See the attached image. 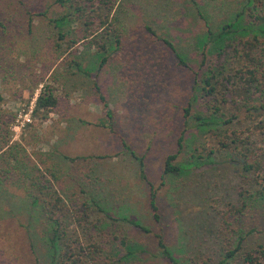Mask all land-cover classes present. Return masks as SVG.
<instances>
[{"label": "rangeland", "instance_id": "1", "mask_svg": "<svg viewBox=\"0 0 264 264\" xmlns=\"http://www.w3.org/2000/svg\"><path fill=\"white\" fill-rule=\"evenodd\" d=\"M61 5L57 0H0V111L15 117L11 139L22 145L16 151L28 162L25 171L34 177L36 165L50 179L55 174L58 192L69 204L95 200L113 217L135 219L151 229L145 233L120 222L128 238L144 248L130 264H168L155 233L179 264L191 258L218 263L223 220L242 206L241 167L225 153L218 154L217 166L192 164L181 176H165L164 166L168 155L179 151L182 133L185 149L177 163L187 164L196 146L211 143L185 118L195 75L207 66L200 68L203 57H213L210 43L203 55L199 38L208 24L217 32L244 14V0H120L115 13L123 42L103 67L87 43L73 50L66 42L58 46L50 19L70 12ZM163 40L184 56L185 66ZM44 86L55 89L60 106L34 116ZM190 110L194 115L201 108L193 102ZM124 144L144 159L147 181ZM151 184L160 222L150 208ZM31 189L36 191L35 185ZM229 221L238 231L234 241L243 236L246 246L264 243V206H252ZM46 222L23 180L10 179L0 194V264H49L52 232Z\"/></svg>", "mask_w": 264, "mask_h": 264}, {"label": "trees", "instance_id": "2", "mask_svg": "<svg viewBox=\"0 0 264 264\" xmlns=\"http://www.w3.org/2000/svg\"><path fill=\"white\" fill-rule=\"evenodd\" d=\"M119 1L57 0V3L64 7L68 5L70 9L69 13L50 19L58 31V46L62 47L66 42L68 49L73 50L79 43H87L102 58L100 67H103L108 57L121 49L123 42L118 34L121 31L118 26L120 20L115 13ZM243 8L244 14L236 15L232 23L220 27L217 32L208 24V31L199 38L198 44L203 55H206L210 43L208 54L213 57H203L200 68L205 64L207 66L195 75L193 95L190 106L185 109V118L190 117L196 129L209 135L211 143L196 146L187 164L177 163L179 154L185 149L182 133L178 141L179 151L168 155L164 166L165 176H181L192 164L217 166L218 154L229 156L230 162L242 169V206L229 212V220L233 216H245L252 206H264V0H244ZM33 18L34 15L29 13L31 25ZM245 20L248 22L243 24ZM72 23L80 26L75 31L67 29ZM241 23L244 27L238 26ZM71 31L74 32L72 36ZM111 37L114 41H111ZM163 42L176 55L179 63L185 66L186 59L177 53L174 45L168 40ZM73 63L80 69L79 62ZM100 101L108 110L104 95L100 96ZM193 102L201 108L194 115L190 110ZM59 106L60 100L55 89L44 86L36 99L33 113L35 116L41 110L52 111ZM108 114L111 117V112L108 111ZM14 119V116L0 111V194L10 179L17 177L23 180L25 187L30 190L33 207L47 221L52 232L49 238V264H130L144 248L128 238L120 222L125 221L141 232L152 233V230L138 220L113 217L95 200L91 204L72 200L69 204L58 192L57 176L52 174V179L48 178L36 165L34 177L32 173H27L24 164L28 162L20 160L16 151L22 145L13 143L11 139ZM185 124H190V121L186 120ZM124 146L138 160L140 176L147 181L144 159L126 144ZM28 181L32 186L35 185L36 191L31 189L30 184L26 185ZM150 186V208L154 220L160 222L157 193L154 186ZM229 220H223L222 232L225 235L221 241L224 248L216 264H264V243L246 246L243 236L234 241L238 231ZM251 234L246 232L247 236ZM154 237L168 264H179L163 237L159 233H155ZM197 262L195 258L186 260V264H209L208 261Z\"/></svg>", "mask_w": 264, "mask_h": 264}]
</instances>
